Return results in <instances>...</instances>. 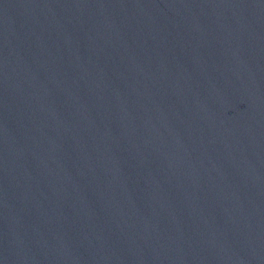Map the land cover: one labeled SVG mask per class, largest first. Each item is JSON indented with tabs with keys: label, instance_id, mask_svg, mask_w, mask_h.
<instances>
[{
	"label": "water",
	"instance_id": "1",
	"mask_svg": "<svg viewBox=\"0 0 264 264\" xmlns=\"http://www.w3.org/2000/svg\"><path fill=\"white\" fill-rule=\"evenodd\" d=\"M0 264H264V0H0Z\"/></svg>",
	"mask_w": 264,
	"mask_h": 264
}]
</instances>
